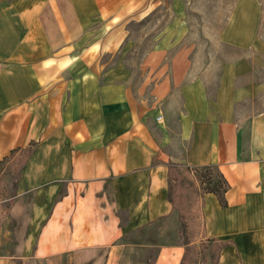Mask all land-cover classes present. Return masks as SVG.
I'll use <instances>...</instances> for the list:
<instances>
[{"label": "crops", "instance_id": "0c3cea01", "mask_svg": "<svg viewBox=\"0 0 264 264\" xmlns=\"http://www.w3.org/2000/svg\"><path fill=\"white\" fill-rule=\"evenodd\" d=\"M195 8L0 0V162L27 153L9 209L15 251L0 264H184L181 244L135 260L132 239L176 216L171 166L216 167L228 183L223 202L202 196L213 264H264V0L233 1L212 38L223 58L208 65L190 41ZM162 9L136 71L122 59L128 26Z\"/></svg>", "mask_w": 264, "mask_h": 264}, {"label": "rangeland", "instance_id": "374dc122", "mask_svg": "<svg viewBox=\"0 0 264 264\" xmlns=\"http://www.w3.org/2000/svg\"><path fill=\"white\" fill-rule=\"evenodd\" d=\"M195 1V10H189L192 33L194 34L190 41L202 44L203 49L207 52L203 60L208 65L214 59L212 58L214 52L218 54L217 57L223 58L221 54L225 48L215 46L212 38L214 31H219L222 26L223 19L228 15L234 0ZM163 15L168 17L170 14L162 9V12L154 14L150 20L143 23H132L128 26L130 40L123 52L122 59L134 70L138 71L137 69L144 58L143 52L150 48L152 34H157L163 27L158 22V19ZM260 35L264 40V15ZM138 75H140L139 72ZM258 77L264 79V56ZM260 107H264V99L261 101ZM26 155L27 153L23 151L15 152L0 163V256L9 257L15 251L9 209L15 194L13 184L17 180ZM220 182H222V178L218 168L212 169L208 176L198 175L196 177L182 169L176 172L171 187L176 216L169 222H159L154 227L133 235V241L138 244L136 249L138 255L135 256V260H157L162 247L181 244L185 250L184 264H213L217 258L218 249L213 243L199 238V227H201L199 215L202 196L206 188ZM146 244L150 246H144Z\"/></svg>", "mask_w": 264, "mask_h": 264}, {"label": "trees", "instance_id": "16d2710c", "mask_svg": "<svg viewBox=\"0 0 264 264\" xmlns=\"http://www.w3.org/2000/svg\"><path fill=\"white\" fill-rule=\"evenodd\" d=\"M17 152L16 150H13L12 153L5 157L2 161H4L5 159H7L8 157L12 156L13 153ZM2 161L0 163H2ZM216 167H212V166H204V167H200V168H193V167H187L185 169H182L180 167H174L171 166L170 167V171H169V183H170V192H169V197L170 199L174 202L173 198H172V192H171V187H172V182H173V177L176 174V172L182 170H186V172L193 174L194 176H202V175H209V173L211 172L212 169H214ZM204 172V174H203ZM221 178H222V182H220L219 184H215V185H211L209 187L206 188L205 193L206 192H214L216 193L219 197L220 200L223 202V195L226 192V190L228 189V183L226 181V179L224 178L223 174L221 173ZM17 186V181L14 182L13 187L16 188ZM175 205V203H174Z\"/></svg>", "mask_w": 264, "mask_h": 264}, {"label": "built area", "instance_id": "2783aa9c", "mask_svg": "<svg viewBox=\"0 0 264 264\" xmlns=\"http://www.w3.org/2000/svg\"><path fill=\"white\" fill-rule=\"evenodd\" d=\"M160 118V117H159Z\"/></svg>", "mask_w": 264, "mask_h": 264}]
</instances>
